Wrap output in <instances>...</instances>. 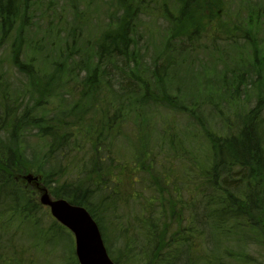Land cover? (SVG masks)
I'll list each match as a JSON object with an SVG mask.
<instances>
[{
  "label": "trees",
  "instance_id": "16d2710c",
  "mask_svg": "<svg viewBox=\"0 0 264 264\" xmlns=\"http://www.w3.org/2000/svg\"><path fill=\"white\" fill-rule=\"evenodd\" d=\"M128 1L120 20L107 7L84 18L91 0L59 14L35 0L38 19L32 0H0V45L10 40L0 53V264H78L73 247L56 257L55 236L70 233L21 182L26 172L89 212L115 264H262L264 0ZM106 12L122 24L100 36ZM89 84L111 91L79 104ZM81 112L92 115L83 127ZM124 119L135 138L118 163L101 132ZM31 129L44 141L37 156L21 137Z\"/></svg>",
  "mask_w": 264,
  "mask_h": 264
},
{
  "label": "rangeland",
  "instance_id": "374dc122",
  "mask_svg": "<svg viewBox=\"0 0 264 264\" xmlns=\"http://www.w3.org/2000/svg\"><path fill=\"white\" fill-rule=\"evenodd\" d=\"M35 0H32V5H31V7H30V11H31V13H32V17H33V19H38V16H40L39 14H36V12H32V10L35 8V6L33 5V2H34ZM54 1V3H55V6L53 7V12L54 11H56V12H58V14L61 12V10H62V8L64 7V6H67V5H69L70 7H69V10L71 11V10H73V9H77L78 11H80V10H83V8L81 7V4L82 3H84V4H86V2H87V4H88V2L90 1V0H53ZM92 1V5H91V7H87L90 11H87V12H82L83 13V15H84V18L86 17V16H88V14L89 13H93L95 16H96V14H97V11H99L100 12V10L101 11H103V8H104V10H106V7L107 8H110V9H112L111 10V12H114L116 15H118L119 16V18H120V20H122L124 17H125V9L128 7V5H127V0L125 1V4L123 3V4H120V5H118V6H116V7H114L113 8V6H112V2H113V0H98V1H100V4L102 5V9H99L98 7H99V4L97 5V11L95 12V7L93 6V3L95 2V1H97V0H91ZM98 1H97V3H98ZM147 1H149V0H147ZM129 2V6L130 5H132V6H134V5H136V0H129L128 1ZM150 2V1H149ZM168 2H169V0H168ZM153 3V2H152ZM148 4H151V3H148L147 2V5ZM89 5V4H88ZM149 6V5H148ZM34 7V8H33ZM68 7V6H67ZM168 7H170V6H168V4H167V9H168ZM85 9V8H84ZM68 11V10H67ZM85 11H86V9H85ZM69 12V11H68ZM107 14H108V12H106V20L103 22L104 23V25H103V28H102V30L100 31V36H102L104 33H106L107 31H111V30H113V29H115V27H118L117 25H120V24H122V23H119V22H115V23H113V22H109V19H108V17H107ZM101 17H102V12H101V15H100ZM104 16L105 15H103V19H104ZM139 18L138 19H143L144 21H148V17H146V16H144V15H140V13H138V15H137ZM61 17H62V15H61ZM60 17V18H61ZM66 19L65 20H67L68 22H70V24H72V19H71V17H72V14L68 17L67 16V14H66ZM64 20V21H65ZM39 21V20H38ZM109 22V23H108ZM158 24H160V22L158 23ZM59 25H60V23H59ZM59 25H57V26H59ZM156 25L157 24H154V27H156ZM93 26H95L94 24H93V22H91V20L90 21H88L87 22V27H86V30H88V28H92ZM30 27V26H29ZM142 29V28H141ZM140 29V32L141 33H143V31ZM66 30V29H65ZM63 28H61V29H59V31L60 32H62L61 34L63 35L64 33H67L68 32V30H67V32L65 31ZM94 31V30H93ZM89 32H92V29H90L89 30ZM144 34V33H143ZM40 35V34H39ZM39 38V37H38ZM145 39H146V37L145 36H142V38H140V44H145ZM7 43H4L3 45L1 44L0 45V53H2V51H7L8 49H7V44L8 43H10V40H7L6 41ZM148 52H150V50L148 51ZM74 53V52H73ZM75 55V54H74ZM78 55V54H77ZM207 58H208V55H207V53H202V54H198V60H195L194 61V64H193V66H192V68H191V70L189 71V76L191 77V78H194L195 77V68H198L199 66L197 65L198 64V62H201V63H204V62H206V60H207ZM4 64L6 65V67H8V69H11L10 67H9V65L7 64V61L6 62H4ZM10 72L12 73V75H13V77H18V75L16 74V71H13V70H10ZM94 83V82H93ZM93 83H92V85H93ZM89 85H91V84H89ZM89 85H87V89H86V87H81V91H82V93H81V95H80V97H79V99H78V103L79 104H83L84 103V94L86 93V92H89L90 93V98L93 100V101H95L96 99H100L101 101H102V98H98V96H102V95H104V97L107 95V94H109L110 93V91H111V88H108V89H106V92L105 93H100V92H103V91H101L100 90V88L99 87H96V88H92V85L88 88V86ZM102 87H103V85H101ZM103 89H105V87H103ZM69 96V95H68ZM69 98V97H68ZM68 101H70V100H68ZM72 103V102H71ZM78 103H73V108H72V115L74 116V119H73V121L72 122H75V120H76V118H77V112H76V110H74L75 109V107H76V105L78 104ZM91 105H93V103H91ZM104 111L105 110H103V109H100V110H98V111H95L93 114H94V116H93V122L94 123H96L95 121H101L103 118H104V116H103V113H104ZM161 114L162 115H167L166 117H169L171 114L169 113V112H167V111H161ZM90 116H92L91 114H89V112L87 113V112H81L80 113V120H79V126L80 127H83V125H84V123H85V120H87ZM68 117L69 116H67V119H68ZM96 117H97V119H96ZM165 117V116H164ZM70 120H72V119H69L68 121H70ZM132 120L133 119H130L129 121H126V119H124L123 121H122V123L120 124V130L117 132V133H115V134H113L107 127H104L103 129H102V132H101V134H102V138H103V141L104 142H106V143H108L109 141L108 140H111L112 141V143H113V151H112V156H113V153H115V157H114V159H116L117 160V162L118 163H125V162H130V157L132 156V154H131V148H128V145H129V143L131 144L132 142H133V140H134V134H135V130H134V128L133 127H131L130 126V124H131V122H132ZM64 124H66V123H64ZM99 126L101 125V123H97ZM69 130L70 131H72L74 128H73V125H69ZM118 129V128H117ZM35 132H36V130H34V129H31V131H30V133H29V131L27 132V133H25L24 135H22L21 137H22V140H27L28 142H27V148H26V151L28 152V156H31V155H34V156H37V155H35V153H32V151H35V150H38V148H37V146H39V144H38V142H40L41 144H43L44 143V141H40V140H38L37 139V137L35 136ZM27 134H30V135H27ZM34 134V135H33ZM25 135H26V137H25ZM130 146H133V144H131ZM15 149H17V147L15 148ZM106 152V151H105ZM117 153V154H116ZM27 156V155H26ZM27 156V157H28ZM110 159H111V163H106V165L107 166H110L111 164H113L112 162H113V158L112 157H109ZM132 158V157H131ZM27 174H31L32 175V177H37L36 179H30V180H27L26 178H24V176H26ZM36 174V173H35ZM20 177V176H19ZM127 178V182L128 183H130V182H132L131 181V178H132V176H124V179H126ZM20 180H21V182L24 184V186H27V187H30L31 188V191L33 192L32 193V195H33V197H34V199H36L37 200V202H39V204L40 205H42V206H44L47 210H48V208H47V206H45V205H43V204H41V202H40V200H39V198H40V194H42V191H41V185H42V183L40 182V180H41V177H40V175H38V174H36V175H34L33 173H31V172H29V173H24L23 175H21V178H20ZM45 187V186H44ZM50 210H48V213L50 214V212H49ZM50 216H51V214H50ZM52 217V216H51ZM68 230V229H67ZM68 233H70V236H68V237H58V236H55L56 238H57V243L56 244H54L55 245V247H58L59 249H58V252L59 253H57V255H56V257H58V256H60L61 255V252L63 251L64 253H66L65 251H69L72 247H73V249H74V237H73V235H72V233L68 230L67 231ZM256 251V250H255ZM255 251H251L250 253L252 254L253 252H255ZM66 256H68L67 254H66ZM260 259L263 261V263L262 264H264V259H263V256H262V252H261V257H260ZM60 260V259H59Z\"/></svg>",
  "mask_w": 264,
  "mask_h": 264
},
{
  "label": "water",
  "instance_id": "95a60500",
  "mask_svg": "<svg viewBox=\"0 0 264 264\" xmlns=\"http://www.w3.org/2000/svg\"><path fill=\"white\" fill-rule=\"evenodd\" d=\"M24 178L30 180L37 177L27 174ZM41 191V204L47 206L52 217L72 233L78 264H114L106 251L98 225L89 212L64 198L51 197L44 187Z\"/></svg>",
  "mask_w": 264,
  "mask_h": 264
}]
</instances>
